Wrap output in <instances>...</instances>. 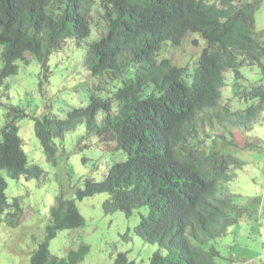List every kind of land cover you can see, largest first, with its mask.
<instances>
[{
    "label": "trees",
    "instance_id": "obj_1",
    "mask_svg": "<svg viewBox=\"0 0 264 264\" xmlns=\"http://www.w3.org/2000/svg\"><path fill=\"white\" fill-rule=\"evenodd\" d=\"M262 1L99 0L105 31L87 44L85 64L92 77L122 79L121 86L105 97L90 93L85 106L67 111L66 119L50 112L34 119L35 137L49 162L57 153L53 141H63L80 124L99 145L122 153L103 180L87 178L82 189H74L75 199L106 194V216L123 213L129 219L140 212L134 234L158 246L148 264H217V243L247 213L224 185L246 165L231 152L254 148L249 141L241 148L234 130L250 134L264 113V84L241 87L243 69L257 68L264 78V42L255 30ZM96 7L97 0H0V107L1 88L17 75V62L27 65L30 55L47 82L50 56L66 41L91 38ZM188 34L205 41L193 72L167 58L157 60L165 45L177 48ZM227 73L236 109L221 107ZM25 117L24 110L8 107L0 130V216L13 228L24 212L19 199L7 202L4 175L16 181L45 177L41 167L28 164L23 150L18 122ZM82 226L74 200L61 195L30 264H80L89 246L81 243L58 259L51 257L49 243L59 232ZM122 239L131 241L129 232ZM113 264L136 263L118 253Z\"/></svg>",
    "mask_w": 264,
    "mask_h": 264
},
{
    "label": "rangeland",
    "instance_id": "obj_2",
    "mask_svg": "<svg viewBox=\"0 0 264 264\" xmlns=\"http://www.w3.org/2000/svg\"><path fill=\"white\" fill-rule=\"evenodd\" d=\"M96 9L97 7L91 16V26L92 30L97 29L98 36L105 31V24L99 13L100 9ZM255 30L258 35L262 34L261 40L264 42V0L255 14ZM94 41L97 40H92V36L83 43L66 41L63 49L49 58L50 74L47 82L43 80L41 65L30 55H26L28 64L17 62V75L8 78L1 88L3 106L0 107V130L6 122L8 107L20 108L26 112L27 117L18 122L19 137L23 142L28 164L41 167L45 177L39 181H26L23 178L16 181L4 175L7 202L11 204L14 199H19L24 213L15 228L10 226L5 216H0V264H30V258L38 244L45 239L46 228L50 224V211L61 195L66 200H74L83 218V226L77 230L59 232L49 243L51 257L64 259L69 251L77 250L83 243L90 247V251L80 264H113L118 253H126L128 259L136 264H148L152 254L158 249L157 245L144 244L134 234L141 218L140 212L136 211L129 219L123 213L106 216L102 210V204L108 197L106 194L82 201L75 199L74 189H82L87 178L103 180L107 169L123 158L122 153L99 145L96 138L88 136L86 131L79 134L78 127L74 132L68 133L63 141H53L57 153L55 162L52 163L46 160L34 134V119L47 112L56 118L57 113L65 116L67 111L78 108L73 101L75 105H84L90 93L97 91L105 97L121 86L122 79L91 76L84 56L87 44ZM204 47L205 41L199 34H188L177 48L165 45L157 60L167 58L173 65L187 67L193 72ZM1 68L0 57V70ZM129 71L125 75L127 79L130 78ZM242 74L243 89H249L252 84H264V78L257 68L243 69ZM225 82L221 107L232 104L236 109L237 103H231V73L225 74ZM13 92H16L15 96ZM258 121L246 137L241 129L234 130L240 146L249 140L254 142V148L231 152V155L241 159L246 165L242 170L233 171L235 179L224 187L237 195L234 204L244 208L247 213L217 243L220 253L217 264H264V115ZM147 212V209L141 211L145 215ZM126 232H129L131 241L122 239Z\"/></svg>",
    "mask_w": 264,
    "mask_h": 264
},
{
    "label": "clouds",
    "instance_id": "obj_3",
    "mask_svg": "<svg viewBox=\"0 0 264 264\" xmlns=\"http://www.w3.org/2000/svg\"><path fill=\"white\" fill-rule=\"evenodd\" d=\"M98 5H99V0H97V11H99V7H98ZM98 39V36H97V29L96 28H93V30H92V40H97ZM180 68H183V67H180ZM186 68V67H185ZM225 76V75H224ZM13 95L15 96L16 95V92H13ZM13 103H15V101H13ZM73 104H74V106H77V107H84L85 105H75V102L73 101ZM241 107H242V105H241ZM262 115H264V113H262ZM57 116H58V118L59 119H61V120H63V119H66V117L62 114V113H57ZM260 119V118H259ZM97 120H99V116H97ZM259 122V121H258ZM258 124V123H257ZM256 124V125H257ZM84 131H85V128H84V125L83 124H80V126H79V134H83L84 133ZM246 137V136H245ZM247 141H249V140H247ZM250 142V141H249ZM250 143H254V142H250ZM239 145V144H238ZM240 146V145H239ZM241 148H243V146H240ZM241 151H243V150H241ZM57 204V203H56ZM5 240H7V236H5Z\"/></svg>",
    "mask_w": 264,
    "mask_h": 264
}]
</instances>
